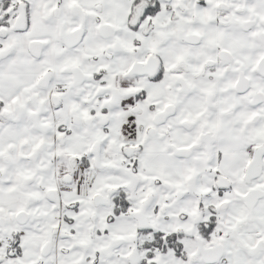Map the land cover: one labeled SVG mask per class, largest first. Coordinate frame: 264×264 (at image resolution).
<instances>
[{"label":"snow or ice","instance_id":"snow-or-ice-1","mask_svg":"<svg viewBox=\"0 0 264 264\" xmlns=\"http://www.w3.org/2000/svg\"><path fill=\"white\" fill-rule=\"evenodd\" d=\"M0 264H264V0H0Z\"/></svg>","mask_w":264,"mask_h":264}]
</instances>
